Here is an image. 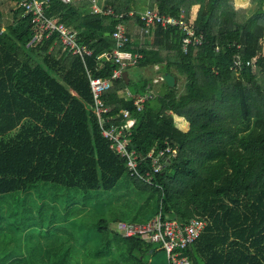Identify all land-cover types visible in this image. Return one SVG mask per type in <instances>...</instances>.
I'll return each mask as SVG.
<instances>
[{"label": "trees", "instance_id": "obj_1", "mask_svg": "<svg viewBox=\"0 0 264 264\" xmlns=\"http://www.w3.org/2000/svg\"><path fill=\"white\" fill-rule=\"evenodd\" d=\"M10 1V20L0 13V264H110L102 251L83 254L77 220L27 202L37 191L62 189L83 198L115 193L130 224H147L159 214L182 225L206 221L200 240L180 252L188 264H264V55H257L264 12L248 20L234 0H97L102 13L94 14L92 0H44L45 17L73 30L93 50L82 61L63 50L57 35L37 36L22 0ZM143 4L165 16L183 11L186 18L198 6L194 28L204 44L184 53L178 29L135 34L144 27ZM109 11L122 19L106 16ZM120 22L131 40L126 51L142 55L136 66H157L176 80L173 87L161 80L139 111L135 97L152 90V80L133 81L128 74L103 93L109 117L130 111L129 150L143 157L166 146L177 152L151 185L129 175L91 110L87 72L109 78L119 66L112 34ZM127 89L132 98L124 97ZM124 123L117 118L111 124ZM149 165L144 161L140 172ZM22 196L24 207L17 204ZM16 221L30 222L29 228L39 222L23 246L8 241L15 243L11 234L22 231ZM97 227L102 237L128 245L132 259L141 260L134 253L153 247L110 231L107 220Z\"/></svg>", "mask_w": 264, "mask_h": 264}, {"label": "built area", "instance_id": "obj_2", "mask_svg": "<svg viewBox=\"0 0 264 264\" xmlns=\"http://www.w3.org/2000/svg\"><path fill=\"white\" fill-rule=\"evenodd\" d=\"M65 4L73 0H61ZM93 1V13L100 14L102 9L98 8L97 0ZM43 0H22L21 6L27 14L33 16V21L37 25L38 35L44 34L46 38L57 35L63 50L71 55H75L84 61V58L91 56L93 50L78 41L77 33L59 22L45 17ZM105 15H114L117 20L122 16L115 15L112 11ZM140 20L144 27L141 29L144 35H149L153 27L162 29H178L182 33L181 48L184 53L190 46L200 47L204 44V36L198 34L194 28V21L186 18L185 13L181 11L178 17L165 16L159 14L157 9L147 8L140 13ZM116 47L113 51L118 67L114 69L109 78L94 77L87 72L89 77L93 103L92 113L96 116L102 137L110 143V148L125 159V166L130 176L139 178L144 183L151 185L155 175L159 174L165 164L170 159L176 157L177 152L170 146L161 149H152L146 156H141L134 150H129L131 128L130 111L122 109L116 117H109V106L103 100V93L113 86L114 80L123 77V72L128 68L135 67L142 59L141 54L130 55L126 47L131 44L125 25L120 22L112 34ZM106 55L103 52L98 58ZM162 80L161 77L154 79V83ZM125 98H132L133 93L130 90L124 92ZM154 93L151 90L139 94L135 97L134 104L137 111L141 110L146 100L150 99ZM121 118L125 121L122 125L111 124L115 119ZM150 160L149 170L140 172L144 161ZM208 224L203 220H191L187 225H182L176 221L163 220L162 214H159L151 223L147 224H126L117 222L116 231L123 238H139L146 244L157 245L160 250L167 254L169 264H188L185 257H181L180 252L187 247L196 244L207 229Z\"/></svg>", "mask_w": 264, "mask_h": 264}, {"label": "rangeland", "instance_id": "obj_3", "mask_svg": "<svg viewBox=\"0 0 264 264\" xmlns=\"http://www.w3.org/2000/svg\"><path fill=\"white\" fill-rule=\"evenodd\" d=\"M237 9H243L246 12V17L248 20H251L258 16L260 13L264 12V0L263 8L260 6L262 0H234ZM98 3V2H97ZM98 5V4H97ZM98 8L101 9V6L98 5ZM146 9V5L143 4V11ZM198 10V6L192 8V17L190 21H194V17ZM145 35L142 33L141 35ZM257 55H264V40L258 43ZM163 72L158 71V74ZM129 74L133 81L138 80L139 78H145L152 80L156 76L155 70L151 68H139L137 66L131 67ZM157 78V77H156ZM161 80L158 83L152 84V93H155L160 89ZM178 87H181V83H178ZM68 190L50 192L41 190L33 194V199L27 201L29 204L36 203L37 205H44L46 209L49 208L47 214L50 215L51 208L53 210L54 217H64L66 220L75 219L80 223V230L78 231V243L81 248H84L83 254L91 256L93 253L102 251V255L106 258L103 259V262H108L110 264H169L167 254L165 251L160 250L159 246L153 245L149 251L140 253L136 251L134 255L141 260L130 258L128 245H124V242L120 240L119 237L111 238V235L106 237L103 236V232L100 235L99 224L100 220H107L108 228L112 232H116L117 222L121 221L126 224H130L131 221L128 219L127 215H123L120 212V206L117 200V196L110 193H104L102 191L92 192L84 196L81 194L77 195H68ZM24 196L20 197L17 200V204L24 207ZM69 210V211H68ZM156 217V216H155ZM154 217V219H155ZM81 219V221H80ZM153 217H149V223L153 220ZM21 225L22 231L12 233L13 239H16L15 243L11 241V238L8 239L10 243L15 245L23 246V242L26 237L30 236V233H34L39 229L38 224H33L29 228L27 225L30 222L16 221ZM63 225V223H62ZM65 225V224H64ZM117 235V234H114ZM62 237V236H61ZM102 237V239H101ZM36 238H33L32 241H36ZM63 240V237L61 238ZM104 240V242H103ZM107 240H110V243L107 245ZM64 241V240H63ZM103 242V243H102ZM106 249H109L106 251ZM159 249V250H158ZM151 251H154V254H151ZM98 264V263H97Z\"/></svg>", "mask_w": 264, "mask_h": 264}, {"label": "crops", "instance_id": "obj_4", "mask_svg": "<svg viewBox=\"0 0 264 264\" xmlns=\"http://www.w3.org/2000/svg\"><path fill=\"white\" fill-rule=\"evenodd\" d=\"M44 1V0H43ZM12 9H14V3H12L10 0H0V13L2 14V16H3V19L5 20V21H9L10 20V18H11V11H12ZM146 10V9H145ZM144 10V11H145ZM143 12V11H142ZM135 34H139V35H142V31H141V29H136L135 30ZM145 69L147 68V67H144ZM143 68V69H144ZM148 68H151L152 70H155V74H156V76L155 77H153V79H152V81H154V79H156V77L158 78V77H162V74H164V73H162V74H158V69H159V67H157V66H153V67H148ZM129 74V73H128ZM131 77V76H130ZM140 79V78H139ZM138 79V80H139ZM154 83V82H153ZM158 83V82H157ZM159 250V249H158ZM155 252L154 251H151V254H154Z\"/></svg>", "mask_w": 264, "mask_h": 264}, {"label": "water", "instance_id": "obj_5", "mask_svg": "<svg viewBox=\"0 0 264 264\" xmlns=\"http://www.w3.org/2000/svg\"><path fill=\"white\" fill-rule=\"evenodd\" d=\"M109 36V34H107ZM123 77L128 80V72L127 70L123 72ZM162 80L166 82V84L170 87L175 85V77L171 73L162 74Z\"/></svg>", "mask_w": 264, "mask_h": 264}]
</instances>
